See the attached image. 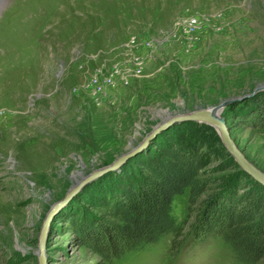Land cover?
Masks as SVG:
<instances>
[{"label": "rangeland", "instance_id": "rangeland-1", "mask_svg": "<svg viewBox=\"0 0 264 264\" xmlns=\"http://www.w3.org/2000/svg\"><path fill=\"white\" fill-rule=\"evenodd\" d=\"M192 18L199 22L195 32L188 29ZM260 86L264 0H3L0 264H38L40 231L53 205L166 118L250 95ZM261 93L230 105L222 116L238 149L264 173ZM182 124L162 132L155 145ZM152 142L147 151L155 149ZM226 161L219 156L207 167L209 175L234 180L236 171ZM118 171L85 186L53 216L47 264H242L222 239L193 234L201 213L189 211V190L172 206L185 225L178 250L171 234L110 262L82 247L67 218L101 214L75 201L83 193H110Z\"/></svg>", "mask_w": 264, "mask_h": 264}, {"label": "trees", "instance_id": "trees-1", "mask_svg": "<svg viewBox=\"0 0 264 264\" xmlns=\"http://www.w3.org/2000/svg\"><path fill=\"white\" fill-rule=\"evenodd\" d=\"M180 128L163 144L155 145V139V149L112 173L110 193H95L94 198L83 193L76 199L101 214L99 218L87 212L81 221L75 214L67 218L81 246L110 262L171 234L178 250L186 237L185 225L173 216L172 206L189 190V211L201 213L199 224L192 227L197 238H220L239 263L264 264V187L238 167L214 128L195 122ZM219 156L235 169L234 180L209 175L207 167ZM104 178L109 180L111 173Z\"/></svg>", "mask_w": 264, "mask_h": 264}, {"label": "water", "instance_id": "water-1", "mask_svg": "<svg viewBox=\"0 0 264 264\" xmlns=\"http://www.w3.org/2000/svg\"><path fill=\"white\" fill-rule=\"evenodd\" d=\"M264 92V86H260L254 90V92L250 95L241 97V98H233L229 100H225L216 106L206 108V109H197L193 112H189L184 115H178L170 118H166L161 124L154 127V129L135 147H133L127 153L118 157L111 165L102 167L93 173H91L86 178L82 179V181L78 182L74 185L65 195V197L55 203L47 215L46 219L43 222L39 239H38V264H47L46 256H45V246L46 239L48 236L49 225L52 221L53 216L62 208H64L70 200L79 193L85 186L90 184L91 182L97 180L101 176L110 173L112 171H118L122 168V166L134 158L138 154H141L146 148L150 145L152 141H154L157 136H159L162 132L168 130L170 127L176 124H182L185 122H195L199 124L208 125L216 130L218 133L223 147L230 154V156L234 159L235 163L238 167L250 176L255 182L264 186V173L255 167L246 157L245 155L238 149L234 140L231 137V133L227 126L226 119L222 116L224 109L229 107L232 104L241 102L242 100L249 99L257 95L258 93Z\"/></svg>", "mask_w": 264, "mask_h": 264}, {"label": "built area", "instance_id": "built-area-1", "mask_svg": "<svg viewBox=\"0 0 264 264\" xmlns=\"http://www.w3.org/2000/svg\"><path fill=\"white\" fill-rule=\"evenodd\" d=\"M199 26L198 19L192 18L188 21V29L191 32H195Z\"/></svg>", "mask_w": 264, "mask_h": 264}, {"label": "snow or ice", "instance_id": "snow-or-ice-1", "mask_svg": "<svg viewBox=\"0 0 264 264\" xmlns=\"http://www.w3.org/2000/svg\"><path fill=\"white\" fill-rule=\"evenodd\" d=\"M3 2V0H0V3H2Z\"/></svg>", "mask_w": 264, "mask_h": 264}, {"label": "bare ground", "instance_id": "bare-ground-1", "mask_svg": "<svg viewBox=\"0 0 264 264\" xmlns=\"http://www.w3.org/2000/svg\"><path fill=\"white\" fill-rule=\"evenodd\" d=\"M0 4H1V3H0ZM79 182H80V181H79ZM77 183H78V182H77ZM71 200H72V199H71ZM71 200H70V201H71Z\"/></svg>", "mask_w": 264, "mask_h": 264}]
</instances>
